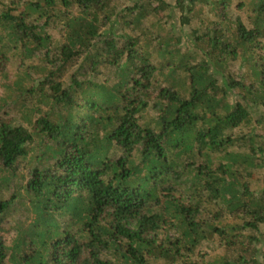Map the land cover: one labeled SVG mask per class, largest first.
I'll return each instance as SVG.
<instances>
[{
    "label": "trees",
    "instance_id": "16d2710c",
    "mask_svg": "<svg viewBox=\"0 0 264 264\" xmlns=\"http://www.w3.org/2000/svg\"><path fill=\"white\" fill-rule=\"evenodd\" d=\"M0 264H264V0H0Z\"/></svg>",
    "mask_w": 264,
    "mask_h": 264
},
{
    "label": "rangeland",
    "instance_id": "374dc122",
    "mask_svg": "<svg viewBox=\"0 0 264 264\" xmlns=\"http://www.w3.org/2000/svg\"><path fill=\"white\" fill-rule=\"evenodd\" d=\"M167 2H172L173 0H165ZM173 230L172 229H168L165 233L162 234H158L156 237H154L155 240L157 241H162V240H166L169 238L173 237Z\"/></svg>",
    "mask_w": 264,
    "mask_h": 264
}]
</instances>
